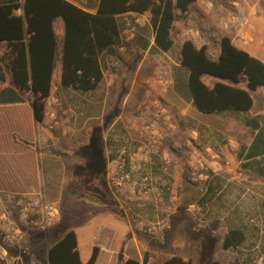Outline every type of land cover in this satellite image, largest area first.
Listing matches in <instances>:
<instances>
[{"label":"rangeland","instance_id":"374dc122","mask_svg":"<svg viewBox=\"0 0 264 264\" xmlns=\"http://www.w3.org/2000/svg\"><path fill=\"white\" fill-rule=\"evenodd\" d=\"M74 1L87 6L92 0ZM257 1L219 0L194 7L187 14L194 20L215 17L219 27L228 21L235 28V42L252 55L264 57V39L255 35L257 28L264 31V0ZM148 17V12L118 17L121 40L102 53L103 78L95 89L62 87L54 77L45 101L43 132L37 136L36 171L32 162L11 158L0 169V183L23 188L37 183L38 214L52 212L46 213V226H50L46 242L55 241L61 229L70 227L84 257L91 251V242L108 243L109 232L101 227H107L109 217L100 210L99 202L110 207L124 204L127 195L147 189L149 177L137 178L141 171L150 173L158 166L163 179L158 181L157 191L167 197L162 201L180 207V212L160 223L164 225L162 244L197 242L192 264H255L259 257L263 258L259 264H264V86L252 92L254 104L246 113L194 112L188 89L182 84L186 73L174 64L178 63L177 43L167 55L154 49ZM184 17L175 21V41ZM206 46L209 57L215 58L216 42ZM169 77L171 83L166 80ZM176 79L181 82L179 89ZM203 80L210 84L212 77L204 75ZM95 127L101 129L104 152L109 156L107 189L100 183L95 187L94 179L81 167L86 163L83 146ZM253 142L261 144V149L248 157L255 148ZM94 163L96 166V160ZM74 164L78 165L72 171ZM98 190L105 195L98 196ZM174 195L177 197L170 198ZM123 215L128 217L125 210ZM29 226L40 232V224ZM141 226L140 235L155 242L153 228ZM234 227L243 231L245 239L238 247L225 250L223 237ZM8 234L13 242H1L2 246L27 261L41 258L42 253L30 244L33 235L29 231L9 230ZM129 245L133 257L142 261L146 252L142 246L137 254L138 246L127 242L124 253L128 254ZM172 255L186 258L173 245L152 249L147 258L152 262Z\"/></svg>","mask_w":264,"mask_h":264},{"label":"trees","instance_id":"16d2710c","mask_svg":"<svg viewBox=\"0 0 264 264\" xmlns=\"http://www.w3.org/2000/svg\"><path fill=\"white\" fill-rule=\"evenodd\" d=\"M195 1L92 0L90 5L83 8L69 0H0V41L5 40L11 51H16L11 70L12 81L19 90L33 92V114L37 121H42L45 99L50 94L58 57L57 37L53 28V21L57 17L62 18L64 25L59 83L62 87L89 91L95 89L103 78L102 53L120 43V15L148 12L154 46L167 51L175 41V21L183 18ZM20 7L23 13L17 14L15 11ZM218 46L217 57L211 58L206 45L197 47L190 39L181 43L179 64L187 71L186 86L193 104L198 111L206 114L246 112L253 105L252 92L264 86V61L234 45L228 36H222ZM204 75L212 77L211 84L204 82ZM97 128L90 133V149L95 147L96 137H101ZM251 145L256 148V142ZM255 148L250 150L248 157L259 154L260 150ZM244 238L241 229L230 228L223 238L222 247L235 248ZM151 243L165 246L154 241ZM97 251L98 248L93 246L89 258L82 261L76 233L70 228L64 230L48 248V264H94ZM119 253L118 264H146L148 261V251L142 261L124 257L122 250ZM32 264L40 263L35 261ZM161 264L192 262L174 255Z\"/></svg>","mask_w":264,"mask_h":264},{"label":"crops","instance_id":"0c3cea01","mask_svg":"<svg viewBox=\"0 0 264 264\" xmlns=\"http://www.w3.org/2000/svg\"><path fill=\"white\" fill-rule=\"evenodd\" d=\"M77 6L85 8L86 5L80 4L74 0H69ZM219 0H196L189 8V10L185 13L183 21L181 22L180 30H179V38L177 41H174L172 47L167 51H161L154 46L153 43V33L151 42L152 47L158 51H161L163 54L167 55L171 50L175 49V44L177 43L176 52L178 55V63H174L175 65L179 64L180 59V46L182 41L185 39H190L193 43L199 47L201 45H208L210 41L216 42V53L219 52L218 42L222 36H228L232 43L237 47L242 49H246L244 46H240L235 42V28L228 25V21L219 26L215 25L217 20L213 17L211 20L208 19H196L194 20L191 14H187L191 9L199 5H214ZM259 2V3H258ZM260 4V1H257ZM264 3V2H263ZM262 4V3H261ZM17 14H22V7L18 8L15 11ZM61 19V20H59ZM53 28L57 37V51L58 57L55 61L54 71L52 75L51 83L53 85L54 77L56 76L57 82H60V74H61V49H62V41L64 35V25L61 17H57L53 21ZM255 35L260 37L259 40L264 39V31L262 28L255 29ZM148 48L142 49L144 52H147ZM250 52V51H248ZM251 55L253 54L250 52ZM254 56L258 57L262 61H264V57L260 55L254 54ZM264 56V54H263ZM44 57L46 58V52L44 53ZM217 57V55H216ZM215 57V58H216ZM16 51H11L9 45L5 40L0 41V169L5 168L7 163L5 161L10 162L11 158H19L20 160L26 162H32V166L35 171L37 168V150H38V138L37 136L43 132L41 127V121H37L33 114L32 101H33V92L28 89L19 90L12 81V66L15 63ZM29 57L27 55V63ZM44 63H46V59H44ZM161 65V64H159ZM29 69V67H28ZM159 69V68H156ZM160 70H162L160 68ZM164 70H166L164 68ZM185 71V76L182 79V84L186 86V77L187 71ZM168 83L172 82V78L166 79ZM213 80H211L212 82ZM210 82V84H211ZM60 84V83H59ZM181 82L176 79L175 86L179 89ZM244 86V85H243ZM187 87V86H186ZM52 88V87H51ZM51 92V90H50ZM189 92V91H188ZM190 94V93H189ZM191 98V96H190ZM48 99V97L46 98ZM45 99V101H47ZM190 102L193 105V111L198 112L197 108L193 104L192 98ZM254 104V100H253ZM253 106V105H252ZM164 109V108H163ZM162 109V110H163ZM249 109L248 111H250ZM200 112V111H199ZM241 114L246 112H231V111H223L219 113H210L215 115L227 114ZM201 113V112H200ZM43 120V119H42ZM179 121V120H178ZM177 123H172L173 127H177ZM255 127H259L255 124ZM195 133V131H193ZM195 135V134H194ZM261 149V144L256 142L255 150ZM147 169V168H145ZM143 175H147L149 177V183L147 182V189L143 192H133L131 195H127L124 200V204L120 203L118 207H110L108 203H100L99 208L104 213L108 214L109 219L106 221L107 227L102 226L101 228L105 232H109L108 235V243L101 242H91V251L93 246L98 248L97 257L95 259L94 264H118V256L120 250H122V254L124 257L134 258L132 255L133 247L131 245L128 246V254L124 253L126 249L124 245L128 242L130 244H134L135 247L138 246L136 250L137 254L141 253L139 250V246L145 251L151 253L152 249H165L169 245H173L177 248L178 252L186 256L183 259H190L192 262L193 253L196 252L197 242H166V246L159 247L155 244H152L149 239H144L140 235L141 231V223L146 225H150L153 228L154 239L156 243H164L161 241V237H163V232L161 231L163 224L165 223L167 216H170L174 213L180 212L179 205L171 206L168 203L162 201L166 196L159 195V191H157L158 181L163 179V173L159 170L158 166H153V171L150 173L145 171H141L140 178ZM176 182H179V178L175 179ZM154 183V184H153ZM39 191V185L36 183L32 185V187H21L20 185H12L7 186L3 183H0V264H32L37 261L40 264H48L47 259V251L48 248L53 244L54 241L46 242L48 237L47 229L50 228L48 222H46V213L51 214V211H44L43 213L36 210L37 205V197L36 193ZM175 196H171L170 198H175ZM116 198V197H115ZM129 199V200H128ZM161 200V201H159ZM105 205V206H104ZM194 205V204H191ZM104 206V208H103ZM124 210L128 213V217L124 214ZM107 211V212H106ZM123 211V212H122ZM123 213V214H122ZM50 219V217L48 216ZM48 220V219H47ZM134 222V223H133ZM40 224V232H37L32 226L29 224ZM108 226L110 228H108ZM136 227V228H134ZM112 228V229H111ZM27 230L32 236V241L30 244L33 248H36L42 255L35 256L34 258H30L28 261L24 260L23 256L16 254L14 250L11 248H6L1 245V242H13L10 235L8 234L9 230ZM70 229L63 228L60 230V235L64 230ZM240 229V228H239ZM30 231H33L32 233ZM228 229L226 230V232ZM225 232V234H226ZM108 234V233H107ZM59 235V236H60ZM225 236V235H224ZM245 236V234H244ZM174 239V235L171 236ZM58 238V237H57ZM56 238V239H57ZM143 238V239H142ZM224 238V237H223ZM245 239V238H244ZM175 241V240H174ZM238 247V246H237ZM77 248L79 252L80 259L82 261H86L90 253L85 252V255L81 254L79 249V243L77 242ZM231 248V247H229ZM229 248H224L228 250ZM233 248V247H232ZM238 255L237 252H235ZM174 256V255H172ZM179 256V255H176ZM171 257V256H170ZM168 258V257H167ZM136 259V258H135ZM164 259L152 261L148 259L146 264H161ZM259 261L257 260L255 264L261 263L262 257H259ZM138 260V259H137ZM25 261V262H24ZM140 261V260H139ZM242 264V263H239ZM244 264H253L251 262Z\"/></svg>","mask_w":264,"mask_h":264},{"label":"flooded vegetation","instance_id":"af4514ba","mask_svg":"<svg viewBox=\"0 0 264 264\" xmlns=\"http://www.w3.org/2000/svg\"><path fill=\"white\" fill-rule=\"evenodd\" d=\"M97 130L101 131L100 128H97ZM95 141L96 145L95 147H93V149H90L88 142L86 145L83 146V153L86 158V163L84 166L82 165L81 167H83V170L86 173H89L90 177L94 179V181L96 182L95 187L101 186L97 185L100 183L105 186V189H107L108 186L106 182V166L109 160V156L104 152L106 144L105 142H103L102 137L97 136ZM94 160H96V166ZM77 165L78 164H74L72 166V171ZM97 195L104 196L105 193H100V190H98Z\"/></svg>","mask_w":264,"mask_h":264}]
</instances>
